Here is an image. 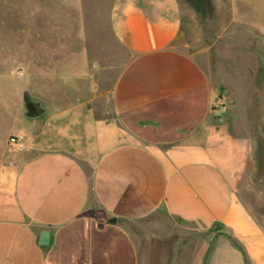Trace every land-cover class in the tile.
I'll use <instances>...</instances> for the list:
<instances>
[{
  "label": "crops",
  "instance_id": "1",
  "mask_svg": "<svg viewBox=\"0 0 264 264\" xmlns=\"http://www.w3.org/2000/svg\"><path fill=\"white\" fill-rule=\"evenodd\" d=\"M183 7H197L192 12L205 24L203 36L218 38L230 33L237 17L248 22L250 5L115 0L112 36L128 57L105 89L106 110L96 107L105 94L94 73L104 77L112 66L86 61L88 48L68 68L38 64V75L30 77L25 67V85L45 110L29 117L17 99L15 111L0 118V264H140L127 223L148 222L144 217L152 212L185 232L216 238L214 246L225 239L219 245L231 257L219 261L243 263L241 252L220 235L226 233L249 264H264V216L251 212L229 178L226 160L234 154L218 129L219 92L184 48L189 42L181 35L190 29L183 32ZM70 44L57 53L78 54L77 43ZM22 115L31 118L28 147L9 152L8 136L18 131L7 126ZM42 230L48 231L46 244L39 242Z\"/></svg>",
  "mask_w": 264,
  "mask_h": 264
},
{
  "label": "rangeland",
  "instance_id": "2",
  "mask_svg": "<svg viewBox=\"0 0 264 264\" xmlns=\"http://www.w3.org/2000/svg\"><path fill=\"white\" fill-rule=\"evenodd\" d=\"M114 1L0 0V118L15 111L17 99L18 110L24 108L16 77L20 72L25 76V67L30 68V77L38 75V64L53 69L62 63L68 68L77 57L80 59L84 48L89 49L86 61L107 68L112 66L104 77L101 72L94 73L105 94L99 99L97 110L107 109L109 98L105 89L111 86L128 57L123 56L112 36L109 14ZM248 2V22L237 17L231 23L230 33L218 38H212L214 34L203 36L205 24H198V16L192 12H197V7L181 8L186 12L183 32L190 29L181 39L189 42L184 48L201 63L218 89L220 100L214 105L219 116L218 129L226 136L223 139L229 153L234 154L226 160L229 164L226 170L241 199L261 219L264 216V0ZM190 17L195 20L193 23H189ZM73 42L77 43L78 54L57 53L60 47L71 46ZM51 73L44 74L53 76ZM52 109L49 106L48 112ZM21 119L7 128L29 135L31 118L22 115ZM3 125L0 120V128ZM7 149L12 151L8 146ZM144 218L148 222L127 223L139 246L140 264H203L197 260L206 258L211 237L185 232L162 213L152 212ZM223 241L226 240L220 238L219 242ZM219 242L207 264H236L216 259L231 257V252Z\"/></svg>",
  "mask_w": 264,
  "mask_h": 264
},
{
  "label": "water",
  "instance_id": "3",
  "mask_svg": "<svg viewBox=\"0 0 264 264\" xmlns=\"http://www.w3.org/2000/svg\"><path fill=\"white\" fill-rule=\"evenodd\" d=\"M18 82H19L20 95L23 99L24 106H25L24 113L28 115L29 117L36 118L45 110V105L42 103V101L39 98L33 97L31 95L30 89L25 85V77L22 73L18 74ZM40 127L41 125L37 121H35L34 126H33V133H37ZM220 235H223L224 237H226L229 240V242H231V244L241 252L244 264H249L246 260L243 249L239 245H237L228 234L221 233ZM215 240L216 238L212 240L209 246V249L206 255L205 264L208 263L209 256L215 244ZM39 242L41 244H46L48 242V231L47 230H42L40 232Z\"/></svg>",
  "mask_w": 264,
  "mask_h": 264
},
{
  "label": "built area",
  "instance_id": "4",
  "mask_svg": "<svg viewBox=\"0 0 264 264\" xmlns=\"http://www.w3.org/2000/svg\"><path fill=\"white\" fill-rule=\"evenodd\" d=\"M27 135L24 133H13L8 136L7 145L12 151L27 149Z\"/></svg>",
  "mask_w": 264,
  "mask_h": 264
}]
</instances>
